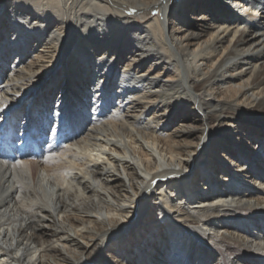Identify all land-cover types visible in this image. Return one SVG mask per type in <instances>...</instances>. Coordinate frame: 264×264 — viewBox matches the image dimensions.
<instances>
[{"label": "bare ground", "instance_id": "6f19581e", "mask_svg": "<svg viewBox=\"0 0 264 264\" xmlns=\"http://www.w3.org/2000/svg\"><path fill=\"white\" fill-rule=\"evenodd\" d=\"M0 264H264V0H0Z\"/></svg>", "mask_w": 264, "mask_h": 264}, {"label": "rangeland", "instance_id": "374dc122", "mask_svg": "<svg viewBox=\"0 0 264 264\" xmlns=\"http://www.w3.org/2000/svg\"><path fill=\"white\" fill-rule=\"evenodd\" d=\"M24 106H25V105H24ZM24 111L26 112V106L23 107V112H24ZM16 133H17V135H16ZM13 135H14V138H15L13 141H14L15 143H17L19 146H22L23 141L20 140V138L18 137V131H17V132H14ZM20 142H21V143H20Z\"/></svg>", "mask_w": 264, "mask_h": 264}]
</instances>
